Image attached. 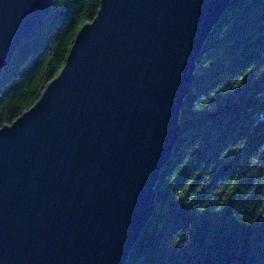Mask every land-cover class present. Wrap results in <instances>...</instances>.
I'll return each instance as SVG.
<instances>
[{
	"label": "water",
	"instance_id": "1",
	"mask_svg": "<svg viewBox=\"0 0 264 264\" xmlns=\"http://www.w3.org/2000/svg\"><path fill=\"white\" fill-rule=\"evenodd\" d=\"M232 0H101L39 99L0 128V264H126ZM53 0H0V78Z\"/></svg>",
	"mask_w": 264,
	"mask_h": 264
},
{
	"label": "trees",
	"instance_id": "2",
	"mask_svg": "<svg viewBox=\"0 0 264 264\" xmlns=\"http://www.w3.org/2000/svg\"><path fill=\"white\" fill-rule=\"evenodd\" d=\"M101 0H53L0 78V128L39 99ZM126 264H264V0H232L208 37Z\"/></svg>",
	"mask_w": 264,
	"mask_h": 264
}]
</instances>
